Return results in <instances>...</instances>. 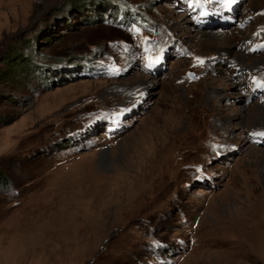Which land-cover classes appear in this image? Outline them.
Here are the masks:
<instances>
[{
  "label": "rangeland",
  "instance_id": "374dc122",
  "mask_svg": "<svg viewBox=\"0 0 264 264\" xmlns=\"http://www.w3.org/2000/svg\"><path fill=\"white\" fill-rule=\"evenodd\" d=\"M192 2L0 0V264H264V0Z\"/></svg>",
  "mask_w": 264,
  "mask_h": 264
},
{
  "label": "snow or ice",
  "instance_id": "6c2138e0",
  "mask_svg": "<svg viewBox=\"0 0 264 264\" xmlns=\"http://www.w3.org/2000/svg\"><path fill=\"white\" fill-rule=\"evenodd\" d=\"M204 2L207 4H212L214 2H218V3L223 4L227 8H231L234 4L238 3V0H204ZM192 6H193V2H192V0H190L189 7H192ZM195 6H197V7L200 6V0H195ZM262 14H264V13H262ZM201 15H205V13L202 12ZM260 47H264V45H260ZM250 50L255 51L256 49L253 48ZM200 63H203V61H200ZM150 66L151 65H148V67H150ZM254 83L256 84L257 88L264 89V82H259V81H256L254 79ZM250 135L264 137V132H255V133H251Z\"/></svg>",
  "mask_w": 264,
  "mask_h": 264
},
{
  "label": "trees",
  "instance_id": "16d2710c",
  "mask_svg": "<svg viewBox=\"0 0 264 264\" xmlns=\"http://www.w3.org/2000/svg\"><path fill=\"white\" fill-rule=\"evenodd\" d=\"M120 17H121V18H125V17H126V18H125V22H126V21H127V22H130V21L133 20V19H131L132 17H131V16H127L126 13H124V14H123V13L120 14Z\"/></svg>",
  "mask_w": 264,
  "mask_h": 264
},
{
  "label": "bare ground",
  "instance_id": "6f19581e",
  "mask_svg": "<svg viewBox=\"0 0 264 264\" xmlns=\"http://www.w3.org/2000/svg\"><path fill=\"white\" fill-rule=\"evenodd\" d=\"M226 48H227V47H226ZM227 51H228V49H227ZM225 53H226V52H225ZM240 57H241V55L239 56V58H240ZM241 58H242V59H241L242 61H243V59H245V58H243V57H241ZM103 154H104V153H103Z\"/></svg>",
  "mask_w": 264,
  "mask_h": 264
}]
</instances>
